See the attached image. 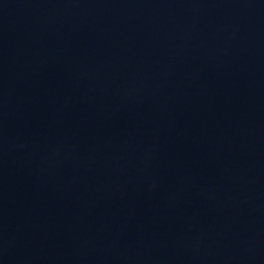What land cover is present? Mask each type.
<instances>
[{"label": "water", "instance_id": "water-1", "mask_svg": "<svg viewBox=\"0 0 264 264\" xmlns=\"http://www.w3.org/2000/svg\"><path fill=\"white\" fill-rule=\"evenodd\" d=\"M0 264H264V0H0Z\"/></svg>", "mask_w": 264, "mask_h": 264}]
</instances>
